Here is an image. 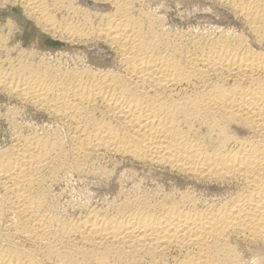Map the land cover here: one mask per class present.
Returning <instances> with one entry per match:
<instances>
[{
	"label": "bare ground",
	"instance_id": "1",
	"mask_svg": "<svg viewBox=\"0 0 264 264\" xmlns=\"http://www.w3.org/2000/svg\"><path fill=\"white\" fill-rule=\"evenodd\" d=\"M89 1L0 0L54 42L114 53L72 69L0 56V91L67 124L70 144L33 132L0 151V264H264V0H217L252 38L171 34L153 0ZM106 154L235 191L201 205L183 191L128 193L78 222L56 216L45 172Z\"/></svg>",
	"mask_w": 264,
	"mask_h": 264
},
{
	"label": "rangeland",
	"instance_id": "2",
	"mask_svg": "<svg viewBox=\"0 0 264 264\" xmlns=\"http://www.w3.org/2000/svg\"><path fill=\"white\" fill-rule=\"evenodd\" d=\"M78 1L83 6L93 8V4L89 0ZM104 6L108 9V5ZM8 7L9 5L0 8V23L6 27L2 32L4 42L0 50V56L3 59L10 54L12 58L29 60L33 64L40 60L50 64L61 63L60 65L65 66L66 69H72L76 66V68H84L88 64L94 67L98 64L104 66L113 64L114 53L106 45L96 43L78 46L54 42L49 34L42 32L33 22L25 21L21 9L14 8L11 10ZM98 7L96 10H104L101 5ZM148 7L150 12L154 10V14L157 13L161 23L165 24L166 31L171 34L209 35L214 32L215 28L236 32H240L241 29V32L244 30L245 35L248 34L243 20L234 16L229 6L219 3L217 0H153ZM59 15L57 14V18H60L61 15ZM13 19H15V23H13ZM9 21H13L14 30H8L6 25ZM10 32L12 35L9 34ZM249 37L252 38V36ZM48 40L58 45L47 44ZM6 46L7 48H5ZM33 132L41 135L48 134V132L49 134L54 133L57 137L62 134L58 139L60 138L63 147L69 151L67 124L65 125L64 122L38 107L21 102L5 91H0V151L12 144L16 134L27 135L28 133L33 134ZM107 155H95V157L88 158L89 160L86 159L85 162H82V169L79 171L72 168L68 159L66 160V163L68 161L67 164L70 163L69 165L66 164L68 168L64 165V170L62 168L58 171L52 180L49 178V173L45 172L44 187L48 190V201L56 216L64 221L78 222L92 210L109 211L114 202L115 204L118 203L128 193L144 195L148 198L164 197L165 195H168V198H174L183 191L196 196L197 198H195L201 205V200L205 197L214 198L216 196L213 195L217 194L225 196L229 191H235L234 186L225 190L220 184L212 185L191 181L186 175L174 173L167 169L127 157L120 158L118 155ZM222 188L223 190H221ZM248 247L253 249L251 246L245 245L242 251L244 252ZM246 253L248 255L249 251Z\"/></svg>",
	"mask_w": 264,
	"mask_h": 264
},
{
	"label": "water",
	"instance_id": "3",
	"mask_svg": "<svg viewBox=\"0 0 264 264\" xmlns=\"http://www.w3.org/2000/svg\"><path fill=\"white\" fill-rule=\"evenodd\" d=\"M46 43H47V44H51V45H58L57 43H54V42L51 41V40H48Z\"/></svg>",
	"mask_w": 264,
	"mask_h": 264
}]
</instances>
